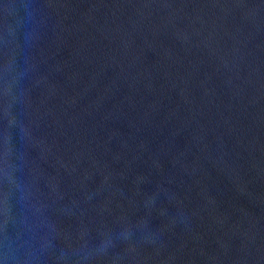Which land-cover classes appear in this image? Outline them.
I'll list each match as a JSON object with an SVG mask.
<instances>
[{
    "label": "water",
    "instance_id": "obj_1",
    "mask_svg": "<svg viewBox=\"0 0 264 264\" xmlns=\"http://www.w3.org/2000/svg\"><path fill=\"white\" fill-rule=\"evenodd\" d=\"M0 264H264V0H0Z\"/></svg>",
    "mask_w": 264,
    "mask_h": 264
}]
</instances>
